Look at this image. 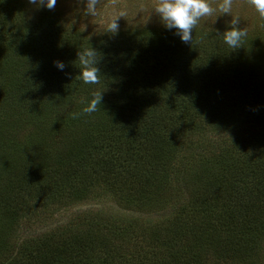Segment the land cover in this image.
Masks as SVG:
<instances>
[{"label": "rangeland", "instance_id": "rangeland-1", "mask_svg": "<svg viewBox=\"0 0 264 264\" xmlns=\"http://www.w3.org/2000/svg\"><path fill=\"white\" fill-rule=\"evenodd\" d=\"M23 1H25L24 10L27 15L22 14L20 19L15 20L17 22H14L13 28H18L20 34L29 35L32 30L31 25L38 21L39 12L42 9H48L39 8L37 10L27 3V0ZM156 2L157 0H100L98 15L92 17L84 15L83 2L57 0L54 8L48 11L53 20L57 21L56 24L61 31L69 32V37L75 36V39L70 41V46L75 47L76 51L73 55L72 52H66L65 59L71 70L80 69L77 59L79 51L84 48H93L96 44L106 50L110 45L107 43L113 36L120 37L137 33L144 40L158 35L164 41L176 40L177 38L173 35L174 30L165 29L159 16L154 12ZM219 2L220 0H210L213 7ZM121 10L125 11L126 15L118 21V33H106L104 31L105 22L111 15ZM20 11L22 9L18 10L14 7L10 13L16 15ZM232 15L240 18L238 28L244 29L247 33L238 48L233 49L228 46L235 54V59L240 61L234 65L235 69L237 72H243L233 77L232 83L235 87L230 84L226 88L216 89L215 92L211 86L202 87L194 92L201 90L200 94L203 98L194 101L188 97V94H192L191 91L185 94L192 89H186L183 86L179 73L169 76V80L166 73L155 78L159 81H166L163 94L167 95L168 90L167 96L172 101L176 95L179 101L189 104L186 108L187 118L178 125L169 123L164 137L162 136L164 139L162 149L165 153L163 158L158 159L163 168L157 178L158 183L161 182L165 187L157 194V190L152 186L143 190L144 186L141 182L134 184L137 191H130L127 186V183H133L131 178L135 181L148 178V174L142 172L144 163H146L145 156L139 163L136 162L131 168L121 171L118 162H121L122 158L119 153L116 154L118 150L107 147L114 144L101 139L100 136L97 139V134L93 133L94 131L114 135L116 133L110 130V120L103 117L101 109L105 107L106 110L109 107L111 112L115 113L119 104L121 69L112 74V80L102 79L99 76L97 84H87L90 94L96 91L102 92L103 96L101 104L97 106V111L84 115L83 119L81 117L67 118L68 114L71 116L72 113L64 114L61 109H54L53 114L49 112L57 105L55 99L61 95L62 89H65V74L62 75L58 70L54 74L60 78V81L52 77V84L54 86L58 84L55 88L58 94L61 93L53 99L52 105H48L47 101L54 97L53 94L41 95L43 101H40L41 99L32 100L28 97L27 99L30 100L28 104L33 107V110L27 112L32 114H22L25 110L20 107L22 111L20 112L15 106L20 94H15L18 93V89L12 81L17 80L22 87H25L26 80L29 81L32 78L38 66L34 62H28L27 66L17 65L14 69L5 64L4 57L0 54V85L13 86L9 89L11 95L4 96L1 94L2 87H0V196H7L10 204H15L13 211L16 212L13 227H8L6 218L0 215V235L6 239L7 245H10L6 256H3L5 259L2 263L11 257L18 258L17 255L15 256V247H22L35 240L45 241L53 235H61L64 233L63 230L78 227L79 221L84 217L83 213H88L87 217L90 218L93 217L92 212L101 210L106 213L104 219L109 223L113 222L122 227L124 231L129 230L132 233L129 234L131 235L129 239L132 237L133 243L131 251L146 242L147 239L144 237L153 236L152 238H160L168 242L178 237L183 238L180 248L188 254L194 247L191 255L189 254L193 259V264H221L209 254L211 251L204 250L203 235L199 234L191 244L189 241L185 242L186 229L182 234H178L175 226L184 216L182 213L185 209L189 210L193 216L190 221H194L201 229L204 225L209 226L205 218L197 215L200 202L195 194L192 195V190L206 189L207 184L213 180L210 178L215 167L219 168L222 164L236 165L233 172L227 173L230 178L228 185L232 186L231 199L235 205L236 201L245 200V207L242 208L244 210L251 203V189L250 184L246 182L248 179L240 178L237 173L243 172L241 167L253 169L258 165L256 167L258 168L260 162L264 161V20L259 18L250 0H233ZM231 19V15L214 14L202 18L194 29L205 32L215 30L223 34L228 30V22ZM11 22L10 19L6 24ZM0 43L6 42L0 40ZM5 46L7 45L0 44V50ZM246 61L250 63L247 64ZM233 75L234 71H232ZM149 76H152V73ZM191 76L198 77L196 70H192ZM127 79H129V74ZM227 81L230 82L231 79ZM160 87L156 93H160ZM208 89L214 93L211 94ZM6 100L10 102L7 103ZM35 101L43 103L35 105ZM35 109L39 112L34 111ZM70 109L74 108L70 107ZM172 109L175 107L170 108ZM170 113L174 114L172 119L175 122L179 118V110L170 111ZM64 119L68 121L67 125L60 127L59 124ZM176 129L177 132L173 134ZM127 144L130 142L124 145ZM80 147L83 152L87 153L79 155ZM103 153L111 156V161H113L111 164H104L102 162L104 160H100ZM60 160L63 165L59 163ZM69 164L73 167L68 168ZM261 168L263 169L264 166ZM262 169L259 168L261 174ZM162 173L165 180L161 176ZM35 178L40 180V186L43 188L53 184V181L56 186L50 189L43 204L34 207L32 205L35 202H33L31 206H24L27 201H36L29 198L30 193L40 190V186L34 185L28 188L30 186L28 182ZM242 180L246 183H241ZM19 182L23 186H13ZM18 189L19 196L20 194L24 196L20 200L15 195V190ZM260 189L264 191L262 186ZM148 191L157 195L158 200L154 197L155 195L148 200ZM80 192L85 194L83 198H80L81 201L72 199ZM135 192L144 194L143 205L140 206V203L135 200L136 196L133 195L136 194ZM69 193H73L72 196ZM95 193L100 194L99 198L95 196ZM129 197L132 199L131 204H139L129 206L127 200ZM260 197L257 194V200L254 201L255 213L249 212L252 217L260 218L259 225L253 226L254 229L250 230V237H258L262 241L264 239V225L262 224V221L264 222V195L261 194ZM15 198L20 202H16ZM110 216L113 218L109 219ZM211 224L219 229V222L213 220ZM233 229L232 225L230 227L232 232L226 234V240H240L239 235ZM184 244L188 247L187 250ZM236 255L240 256L237 253ZM254 256L257 258L255 261L257 264H264V241H262L260 254H254ZM222 264L237 263L222 262Z\"/></svg>", "mask_w": 264, "mask_h": 264}, {"label": "trees", "instance_id": "trees-1", "mask_svg": "<svg viewBox=\"0 0 264 264\" xmlns=\"http://www.w3.org/2000/svg\"><path fill=\"white\" fill-rule=\"evenodd\" d=\"M14 7H17L18 10L22 9V11L19 14L11 15L10 11ZM24 9L25 1L23 0H0V40L6 42L0 44L7 45L2 47L0 54L4 57L5 64L14 69L17 65L25 67L28 62H34L38 66V69H35L34 75L29 80L31 83L28 84L27 79L25 87H22L17 80L12 81L18 89V93L15 94H20V98L15 104L16 108L21 107L22 110H25L22 112L19 109L22 114H32L27 112L33 110V107L28 104L30 101L27 99L28 97L32 100L41 99L40 101H43L41 95L50 93L54 97L48 99L47 104L52 105L53 99L62 92L55 99L57 105L49 112L53 114L54 109H61L64 114L80 112L84 107L81 100H87L91 94L88 92L87 84L79 79V70L75 68L76 70L72 71L65 60L66 52H72L73 55L76 51L75 47L70 46V41L74 40L75 36L69 37V32L61 31L56 24L57 21H54L49 11L45 9L39 12L38 21L31 25L32 30L29 35L20 34L19 29L13 28V25L14 22H17L15 20L20 19L22 14L27 15ZM10 19L12 22L6 24ZM192 34V42L189 44L182 43L178 36H175L177 39L174 41L161 40L159 35L144 40L141 35L135 33L120 37L113 36L107 43L110 45L106 50L97 44L93 46L98 58L96 67L99 69V76L102 79L112 80V74L119 69L122 73L121 83H119V104L115 109V113H112L109 107L106 110L105 107L101 109L103 117L110 120V130L116 133L115 135L95 131L93 133L94 135L97 134V139L101 137V139L114 144L107 147L118 150L116 154L119 153L122 158V161L118 162L121 171L131 168L132 164L139 163L142 157L145 156L144 161L146 160V163H144L142 172L148 174V178L140 181L131 178L133 183H127L130 191L136 190L134 187L136 182H141V185L144 186L142 187L143 190H147L148 187L152 186L157 190L156 194L164 189L165 186L161 182L158 183L157 178L163 168L158 159L163 158L165 153L162 149L164 140L162 136L164 137V132H166L169 123L178 125L179 122H183L187 118L186 108L189 104L179 101L176 95H174L172 101L167 96L168 90L167 95L163 94L165 93L164 83L166 81H159L155 78L166 73L168 79L169 76L179 73L183 80V86L186 89H192L185 92V94L191 91L192 94H188V97L190 100L196 101L202 99L203 96L200 94L201 90L199 92L194 91L211 86L215 92L216 89L226 88L230 84L235 87L232 83L233 77L243 73L237 72L235 69L234 65L238 60L235 59V54L230 48L223 43L220 32L218 33L215 30L205 32L204 30L196 31L193 29ZM55 60L65 63V73L60 72L62 75L65 74L66 84L65 89L63 88V91L59 94L55 88L58 84H55V86L52 84V77L60 81V78L54 74L57 70L53 64ZM246 63L249 64L250 61H246ZM192 70H196L198 77L191 76ZM232 71H234L233 76ZM150 73H152V76H149ZM128 74L129 79H127ZM229 79H231L230 82L227 81ZM0 87H2V96L11 95L9 89L13 86L6 84L0 85ZM158 87H160V93H156ZM208 91L211 94L214 93L209 89ZM6 102L9 103L10 101L6 100ZM39 103L42 104L43 102L35 101V105ZM173 106L175 109L170 110ZM70 107L74 109H70ZM45 110L47 112V108ZM66 110L69 111L65 112ZM174 110H179V118L175 122L172 119L174 114L170 113ZM34 111L39 112L37 109ZM68 117L71 116L68 114ZM80 117L83 119L84 115ZM67 122L64 119L59 126L63 127L67 125ZM175 132H177V129L174 130L173 134ZM128 141L130 144L124 145ZM124 148L125 152H123ZM78 153L84 155L87 152H83V149H81ZM113 154H115L114 151ZM135 156L140 159L135 158ZM100 157V160H104L102 161L104 164L113 162L109 154L103 153V156ZM59 163L63 165L61 160ZM257 166L253 169L241 167L243 172L237 173L240 178L245 177L248 179L245 180L250 184L251 189V203L244 210L242 208L245 207V200L236 201L235 205L231 199L232 186L231 184L228 185L230 178L227 173L233 172L236 165L227 163V165H220L219 168L215 167L216 169H214L210 178V180H213L207 184V188L192 190V195L195 194L198 202H200L198 203L197 215L205 218L204 220L209 226L204 225V228L201 229L194 221H190V218H193L190 211L182 210V212L184 211L182 213L184 218L181 217L178 220L179 224L177 223L175 226V231L182 234L186 229L185 242L189 241L193 244L192 241L196 240L198 235L201 234L205 243L203 244L204 250L211 251L209 254L215 258L216 262L221 264L222 262L257 264L255 262L257 258L254 254H260L264 239L261 241L258 237H250V230L254 229L253 226L259 225L260 218L257 215L256 218L252 217L249 212L255 213L256 205L254 201L257 200V194H259V198H261V194L264 195V191L260 189L262 186L264 190V168H261L264 166V161L260 162L258 168H256ZM71 167L73 166L69 164L68 168ZM259 168L262 169V174ZM161 176L165 180L163 173ZM245 180H242L241 183L244 184ZM28 185H30L28 188L34 185L38 187L41 182L35 178L28 182ZM13 186L21 187L23 185L19 182ZM54 186H56V183L53 181V184L44 187L47 192L43 186H40V190L30 193L29 198L36 201H27L24 206H31L33 202H35L32 205L34 207L43 204L50 193V189ZM81 192L75 194L72 199L81 201L80 198L85 195ZM142 192L133 194L140 206L143 205L144 201ZM18 193L19 189L15 190V195L20 200L24 196L22 194L19 196ZM69 194L72 196L73 193ZM99 195L95 193L98 198ZM153 195L155 194L148 191V200L152 199ZM130 197L127 198L129 206H137L138 204H131L132 199ZM154 197H157V195ZM19 200L16 199V202H20ZM9 201L7 196H0V215H4L3 218H6L8 227H13L16 215V212L13 211L15 204H10ZM92 213L93 217L90 218L87 217L88 213H83L84 217L79 221L78 227L63 230L64 233L61 235H53L45 241L35 240L22 247H15V256L17 255L18 258L11 257L5 260L4 263H2V260L5 259L3 256H6L10 245H7L6 239L0 235V264H193L190 255L194 247L189 251L190 255L181 249L180 243L183 238L173 236L175 239L168 242L160 240V238H152L153 236L144 237L147 239L146 242L141 247H136L131 251L130 248L133 247V243L132 237L129 239L131 236L129 234H132L129 230L124 231L122 227L115 225V223H109L108 220L104 219L106 213L101 210ZM108 218L112 219L113 216ZM213 220L219 222V229L212 226L211 221ZM262 224L264 225L263 221ZM232 225L234 227L233 231L239 235L240 240H226V234L232 232L230 230ZM184 247L186 250L188 249L185 244ZM236 253L240 256H237Z\"/></svg>", "mask_w": 264, "mask_h": 264}, {"label": "clouds", "instance_id": "clouds-1", "mask_svg": "<svg viewBox=\"0 0 264 264\" xmlns=\"http://www.w3.org/2000/svg\"><path fill=\"white\" fill-rule=\"evenodd\" d=\"M84 3V15L96 17L98 15V5L100 0H78ZM256 13L261 20H264V0H250ZM37 10L46 8L51 10L57 0H27ZM233 0H220L215 7L210 0H157L154 5V12L159 16L163 26L167 30H174L173 35L178 36L184 44L192 42L193 29L204 17L214 14L231 15L232 19L228 22V30L222 34L223 42L230 48H238L246 36L244 29L238 28L240 18L232 15ZM126 12L121 10L111 15L104 24V31L110 34H117L119 30V19L123 18ZM101 43H103L101 41ZM80 64L79 79L84 84L95 85L99 82L100 71L96 67L98 63L97 52L89 47L77 53ZM55 68L63 72L65 63L60 60L53 61ZM67 75V74H66ZM102 92L94 91L87 99L81 100L84 107L80 112L72 113L71 118L77 119L82 115H90L97 111V106L101 104Z\"/></svg>", "mask_w": 264, "mask_h": 264}]
</instances>
